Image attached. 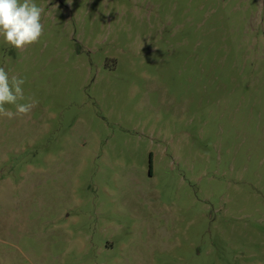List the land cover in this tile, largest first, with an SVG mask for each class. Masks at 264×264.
Masks as SVG:
<instances>
[{
    "label": "rangeland",
    "instance_id": "374dc122",
    "mask_svg": "<svg viewBox=\"0 0 264 264\" xmlns=\"http://www.w3.org/2000/svg\"><path fill=\"white\" fill-rule=\"evenodd\" d=\"M35 2L0 264H264V0Z\"/></svg>",
    "mask_w": 264,
    "mask_h": 264
},
{
    "label": "clouds",
    "instance_id": "9594fccd",
    "mask_svg": "<svg viewBox=\"0 0 264 264\" xmlns=\"http://www.w3.org/2000/svg\"><path fill=\"white\" fill-rule=\"evenodd\" d=\"M44 11L35 0H0V37L4 43L16 50L38 43L44 34ZM24 83V78L9 75L4 67H0V117L27 116L38 103L32 98L20 102L26 100ZM6 105L13 106L15 111Z\"/></svg>",
    "mask_w": 264,
    "mask_h": 264
}]
</instances>
